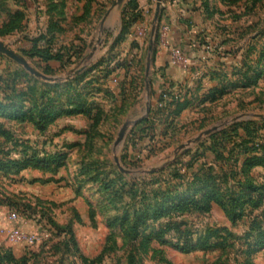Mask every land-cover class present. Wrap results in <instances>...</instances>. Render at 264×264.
I'll list each match as a JSON object with an SVG mask.
<instances>
[{
  "label": "rangeland",
  "instance_id": "374dc122",
  "mask_svg": "<svg viewBox=\"0 0 264 264\" xmlns=\"http://www.w3.org/2000/svg\"><path fill=\"white\" fill-rule=\"evenodd\" d=\"M114 2L0 0V264H264V0Z\"/></svg>",
  "mask_w": 264,
  "mask_h": 264
},
{
  "label": "water",
  "instance_id": "95a60500",
  "mask_svg": "<svg viewBox=\"0 0 264 264\" xmlns=\"http://www.w3.org/2000/svg\"><path fill=\"white\" fill-rule=\"evenodd\" d=\"M124 0H116V2H114L113 7L114 6H118L121 5L122 2ZM161 7H162V0H156L155 3V10H154V17H153V26H152V30H151V41H150V46H149V51L151 52L152 47H153V38L155 36V31H156V23L157 20L159 18L160 12H161ZM0 54L5 55L6 57H8L9 59H11L12 61H14L15 63H17L18 65L22 66L29 74L33 75L36 78H39L45 82H58L59 79L56 78H51V77H46L42 74H40L39 72H37L35 69H33L29 63L22 57L18 56L16 53H14L12 50L6 48L3 44L0 43ZM150 63H151V58L150 56L147 58V62H146V70H145V76L148 77L149 76V70H150ZM80 72L77 71L75 74H78ZM146 90H149V83H146ZM148 94V93H147ZM149 110V104L146 103V113ZM262 120H264L262 118ZM128 126H129V122H125L121 129L119 130V133L117 135V138L115 140L114 143V148L117 149L123 142L125 135L127 133L128 130ZM217 130V127H213L209 130L204 131L203 133H201L200 135H198L196 138H194L192 141L188 142L187 145L185 146V149L190 145V144H195L197 143L199 140H201L203 137L210 135L211 133H213L214 131ZM115 164L118 168V170L121 173L127 174L129 173V171L123 169L119 163V160L117 157L114 158Z\"/></svg>",
  "mask_w": 264,
  "mask_h": 264
},
{
  "label": "trees",
  "instance_id": "16d2710c",
  "mask_svg": "<svg viewBox=\"0 0 264 264\" xmlns=\"http://www.w3.org/2000/svg\"><path fill=\"white\" fill-rule=\"evenodd\" d=\"M53 58L56 59V60H60V58L59 57H56V56L53 57ZM14 107H16V106H13V108ZM9 108H12L11 107V104H7L4 101L3 102H0V115H4L5 112H6V110L9 109ZM16 109L17 110H14L13 109V113L7 114L11 119H15V120H18L19 119L20 121H24V120L34 121L33 118H31L30 116H29V119H28V118L25 117L24 114H20L21 113V108H16ZM44 126L45 125H43V127ZM0 135L3 136V137H6L7 136V133L5 131H3V130H0ZM10 164H12L14 167H18V166L21 165V162H16V163L15 162H12V163L10 162ZM0 165L3 166V164H0ZM6 167H8V165H4L3 166V168H6ZM196 177H198V176H196ZM206 202H211V198L210 197L207 198L206 199Z\"/></svg>",
  "mask_w": 264,
  "mask_h": 264
},
{
  "label": "built area",
  "instance_id": "2783aa9c",
  "mask_svg": "<svg viewBox=\"0 0 264 264\" xmlns=\"http://www.w3.org/2000/svg\"><path fill=\"white\" fill-rule=\"evenodd\" d=\"M171 56L173 59L172 61L173 63L177 62L176 60L182 59V54L179 49H171ZM8 218L10 221L16 222L17 220L16 213H11ZM21 238H22L21 234L16 230L12 231L10 234V240L14 243L19 242Z\"/></svg>",
  "mask_w": 264,
  "mask_h": 264
},
{
  "label": "crops",
  "instance_id": "0c3cea01",
  "mask_svg": "<svg viewBox=\"0 0 264 264\" xmlns=\"http://www.w3.org/2000/svg\"><path fill=\"white\" fill-rule=\"evenodd\" d=\"M173 37L175 41V45L182 48V38L185 36L184 32L187 31L186 25H185V19L180 20L179 23H177L176 27L173 28ZM172 36V35H171Z\"/></svg>",
  "mask_w": 264,
  "mask_h": 264
}]
</instances>
